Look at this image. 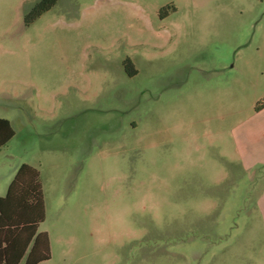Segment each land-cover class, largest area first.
Instances as JSON below:
<instances>
[{"label": "rangeland", "instance_id": "374dc122", "mask_svg": "<svg viewBox=\"0 0 264 264\" xmlns=\"http://www.w3.org/2000/svg\"><path fill=\"white\" fill-rule=\"evenodd\" d=\"M37 1L0 0V196L40 171L47 264H264V0Z\"/></svg>", "mask_w": 264, "mask_h": 264}, {"label": "trees", "instance_id": "16d2710c", "mask_svg": "<svg viewBox=\"0 0 264 264\" xmlns=\"http://www.w3.org/2000/svg\"><path fill=\"white\" fill-rule=\"evenodd\" d=\"M59 0H38L24 15L31 24ZM174 8L173 6H170ZM264 107V97L255 109ZM15 134L11 122L0 117V148ZM45 219L40 171L32 165L20 164L0 196V264H39L50 259V242L38 227Z\"/></svg>", "mask_w": 264, "mask_h": 264}, {"label": "crops", "instance_id": "0c3cea01", "mask_svg": "<svg viewBox=\"0 0 264 264\" xmlns=\"http://www.w3.org/2000/svg\"><path fill=\"white\" fill-rule=\"evenodd\" d=\"M263 128V134H264V127ZM234 149L236 150V156L240 155V159H239V163L241 165V167L244 169V167L246 166V162L249 163V165L251 166V168L256 167L259 164H262V168L259 172L260 180H261V184H260V189L259 192L257 194V197L255 199V208L257 210L261 225H262V229L264 231V161L261 160V162L259 161H252V154H250L248 152V142L246 144L243 143V141L240 143L235 137H234ZM254 139V138H252ZM243 158V160H242ZM264 160V159H263ZM7 189V188H6ZM6 192V191H5ZM41 225V223H40ZM39 225V227H40ZM38 227V231L39 232H46L48 234V232L46 230H40ZM49 237V234H48ZM49 242H50V237H49ZM48 261V260H47ZM47 261H43L39 264H47ZM22 264V262H21Z\"/></svg>", "mask_w": 264, "mask_h": 264}]
</instances>
